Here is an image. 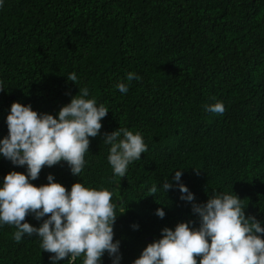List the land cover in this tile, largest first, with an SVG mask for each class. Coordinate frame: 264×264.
Returning a JSON list of instances; mask_svg holds the SVG:
<instances>
[{
	"label": "trees",
	"instance_id": "16d2710c",
	"mask_svg": "<svg viewBox=\"0 0 264 264\" xmlns=\"http://www.w3.org/2000/svg\"><path fill=\"white\" fill-rule=\"evenodd\" d=\"M73 71L78 85L67 80ZM127 71L141 79L122 94L114 82ZM0 80V137L14 100L55 114L67 93L87 86L109 108L101 134L90 138L81 179L113 193L121 264H131L161 227L195 219L177 188L157 196L167 205L147 195L179 168L197 201L233 188L246 214L264 219V0H4ZM212 97L223 101V113L203 110ZM120 125L141 131L148 146L124 177L113 174L102 141ZM14 167L24 170L0 158V179ZM49 172L68 187L80 179L58 163L33 182L46 183ZM161 206L163 218L154 214ZM14 230L0 226V264H51L35 234L17 242Z\"/></svg>",
	"mask_w": 264,
	"mask_h": 264
},
{
	"label": "clouds",
	"instance_id": "9594fccd",
	"mask_svg": "<svg viewBox=\"0 0 264 264\" xmlns=\"http://www.w3.org/2000/svg\"><path fill=\"white\" fill-rule=\"evenodd\" d=\"M4 0H0L2 6ZM67 80L77 84L75 71ZM141 77L127 71L114 82L122 94L129 91L133 80ZM78 85V84H77ZM69 102L53 114L34 109L31 103L14 100L6 114L7 133L0 137V158L15 167L0 179V226H14L12 238L19 242L27 236L39 238V248L49 252L51 264L67 257L68 264H103L105 254L110 264H121V240L114 239L116 203L107 187H97L81 179L88 163L85 154L90 151V138L96 137L102 127V118L109 108L90 95L87 86L78 87ZM5 90L0 80V91ZM206 112L223 113L222 100L210 98ZM108 145L107 162L114 175L124 177L128 166L141 159L147 144L139 130L128 127L102 133ZM66 163L71 174L79 177L70 187L49 172L46 183L36 184L41 169ZM197 173L200 169L193 167ZM185 168L174 170V175L159 185L152 184L147 195L167 194L177 188L180 199L191 202L195 219L182 220L174 226H163L159 237L148 242L131 264H264V219L246 214L243 199L233 191H207L205 201H197L195 193L182 180ZM123 207V202H120ZM124 212V211H123ZM122 212V213H123ZM154 214L165 216V208L157 207ZM40 221L30 223L26 216ZM133 229L139 224L133 222Z\"/></svg>",
	"mask_w": 264,
	"mask_h": 264
}]
</instances>
